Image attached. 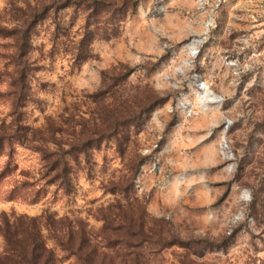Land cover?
<instances>
[{"label":"rangeland","instance_id":"1","mask_svg":"<svg viewBox=\"0 0 264 264\" xmlns=\"http://www.w3.org/2000/svg\"><path fill=\"white\" fill-rule=\"evenodd\" d=\"M105 1L106 13L52 7L32 23L30 99L12 109L0 97V133L20 134L0 151V253L2 228L16 217L46 211L97 231L108 203L127 198L109 183L127 178V164L140 158L128 198L141 201L167 236L188 244L161 251V264H264V34L240 45L245 0H135L134 9L130 1ZM49 2L0 0V92L9 89L12 32ZM87 29L97 34L87 59L77 62ZM203 83L212 93L206 99ZM149 101L151 110L126 130L121 148L114 135L102 138L113 112L125 116L134 103ZM90 138L100 142L69 163L73 191L64 195L49 183L44 155ZM23 180L32 181L33 192L43 190L37 202L5 198Z\"/></svg>","mask_w":264,"mask_h":264},{"label":"trees","instance_id":"2","mask_svg":"<svg viewBox=\"0 0 264 264\" xmlns=\"http://www.w3.org/2000/svg\"><path fill=\"white\" fill-rule=\"evenodd\" d=\"M129 1L134 9L135 0H123L122 5ZM69 5L84 10L92 9L94 14L109 12L111 6L110 2L105 0H50L48 5L42 3L37 10H30L24 15L20 29L12 32L13 51L7 57L11 69L9 89L0 92V97L7 100L12 109L25 105L30 99L28 89L32 67L27 55L30 49L29 31L32 23L48 13L49 8L54 7L56 10L57 7ZM125 13L123 11L120 17L122 18ZM96 34L95 31L87 29L79 39L75 53L77 62L87 59V45ZM134 105L135 109L132 111L130 109L125 116L113 112V116L108 117L110 119L106 120L105 131L101 134L103 139L114 135L113 140L118 147L128 140L126 130L138 127L142 113L152 108L150 101L147 104ZM10 130L0 133V151L12 140L20 142L19 130L17 128ZM97 142H100L98 138L71 142L67 148L59 145L58 149L44 155L43 159L49 161L48 168L52 174L49 183H55L62 191L60 193L70 194L73 191L71 181L74 171L69 163L75 162L79 154L85 152V148ZM140 163H142L140 158L137 161L136 159L129 161L127 164L129 176L109 183L108 190L125 193L127 198L123 202L115 199L108 203L101 211L99 219L102 223L95 232L80 218L70 219L66 215L55 218L46 211L30 218L16 217V221L11 225L5 223L2 228L4 249L0 253V264H64L63 258H71L67 264H161L158 258L161 251L173 245L186 247L188 244L174 235L167 236L160 221L148 217L141 201L135 198L132 202L128 198L132 176ZM1 175L2 173L0 177ZM33 187L32 181L23 180L13 184L5 193V198L25 200L31 195L28 202H37L43 190L36 189L33 192L31 190ZM42 229L48 232V238L64 253L63 257L58 258L52 247L47 246L42 237ZM187 254L185 253L182 258L185 259Z\"/></svg>","mask_w":264,"mask_h":264},{"label":"built area","instance_id":"3","mask_svg":"<svg viewBox=\"0 0 264 264\" xmlns=\"http://www.w3.org/2000/svg\"><path fill=\"white\" fill-rule=\"evenodd\" d=\"M241 10L243 15H246V18L242 19V16H238V21L245 20L246 28H243V32L238 34V41L242 48H244V46H248L246 45L247 41L253 43L257 34H264V0H245L243 9ZM246 31L248 36H246ZM251 49H253L251 50L253 56L260 55V52L256 49L253 47Z\"/></svg>","mask_w":264,"mask_h":264},{"label":"bare ground","instance_id":"4","mask_svg":"<svg viewBox=\"0 0 264 264\" xmlns=\"http://www.w3.org/2000/svg\"><path fill=\"white\" fill-rule=\"evenodd\" d=\"M194 43H191V48H193ZM202 90H203L204 93H203V95H200L201 99H206L209 95L212 94L211 91L208 89V87L204 83H203V86H202Z\"/></svg>","mask_w":264,"mask_h":264}]
</instances>
